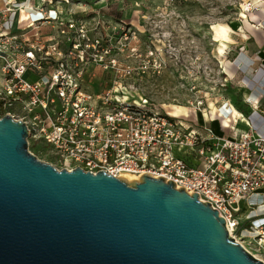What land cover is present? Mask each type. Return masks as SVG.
I'll return each instance as SVG.
<instances>
[{
    "label": "built area",
    "instance_id": "2783aa9c",
    "mask_svg": "<svg viewBox=\"0 0 264 264\" xmlns=\"http://www.w3.org/2000/svg\"><path fill=\"white\" fill-rule=\"evenodd\" d=\"M27 4V0H6L0 7V118L8 114L22 121L29 138L55 156L57 170L78 168L93 175L102 171L135 180L146 173L170 180L176 189L196 194L200 202L217 210L229 235L246 251L240 242L244 236L261 248L264 214L246 215L248 228L240 229L239 219L243 209L264 204V195H254L264 186V120L250 102H245L251 108L248 115L236 110L234 117L230 106L231 114L221 123L209 121L204 99L192 85L190 91L198 94L189 103L198 121L194 127L145 98L140 103H121L116 93L126 88L119 81L140 71L109 59V50L102 54L107 60L99 68L111 75L110 86L91 92L86 81L88 43H77L76 36L63 30L58 35L43 34L42 20H33L28 13L24 21L20 16L14 19L15 9L25 11ZM66 24L73 26L70 21ZM79 38H86L81 30ZM131 52L140 56L135 49ZM145 59V68L161 72L156 51L149 50Z\"/></svg>",
    "mask_w": 264,
    "mask_h": 264
},
{
    "label": "water",
    "instance_id": "95a60500",
    "mask_svg": "<svg viewBox=\"0 0 264 264\" xmlns=\"http://www.w3.org/2000/svg\"><path fill=\"white\" fill-rule=\"evenodd\" d=\"M28 138L0 118V264H264L172 181L57 170Z\"/></svg>",
    "mask_w": 264,
    "mask_h": 264
},
{
    "label": "rangeland",
    "instance_id": "374dc122",
    "mask_svg": "<svg viewBox=\"0 0 264 264\" xmlns=\"http://www.w3.org/2000/svg\"><path fill=\"white\" fill-rule=\"evenodd\" d=\"M5 1L0 0V7ZM27 2L24 12L33 20H42L39 21L42 22L39 29L41 33L58 35L59 30H63L69 35L76 36L77 43H88L86 81L89 91L97 93L110 86L111 75L99 68V65L107 60L102 54L109 50L111 52L109 59H115L119 65L139 68L140 71L119 81L120 86L126 88L117 91L119 102L135 104L145 98L162 112L170 114L171 110H181L184 116L177 115V119L184 125L194 127L198 121L196 122V115L189 103L198 96L190 91L191 86L195 85L204 99V110L208 117L206 119L209 121L217 119L218 123H221L225 116L231 114L232 104L223 92L224 89L227 93L231 92L235 87L231 81L237 83V80L230 81L223 77L220 71L226 74L228 72L226 69L222 70L221 66L225 64V57L229 55L227 50L233 45L235 23L252 10L256 0H27ZM247 4L249 8L246 7ZM39 11H42V15L38 13ZM14 12V19L19 18V10L15 9ZM53 18L57 20L52 22ZM58 19L60 23L57 22ZM49 21L51 24L48 25L46 22ZM66 21L72 22L73 26L69 27ZM217 24L224 27L223 32L217 30ZM80 30L86 37L84 40L79 38ZM125 35L127 37H124ZM220 42L225 45L222 47L221 57L216 53ZM65 48L67 46H62V49ZM132 49L140 56L135 57ZM149 50L159 54L161 62L159 74L152 73L149 66L147 68L144 66L145 55ZM239 80L241 81L240 78ZM213 110L216 111L215 114L212 113ZM218 114H221V117H217ZM27 141V150L36 159L59 169L57 159L47 148L31 138ZM261 203L254 204L249 211L247 208L243 209L239 218L243 225L240 229L248 228L250 225V221L245 220L246 215L254 218L264 214L262 209L256 207L264 206ZM240 242L252 255L264 261V242L260 244L261 248L250 236L242 237Z\"/></svg>",
    "mask_w": 264,
    "mask_h": 264
},
{
    "label": "crops",
    "instance_id": "0c3cea01",
    "mask_svg": "<svg viewBox=\"0 0 264 264\" xmlns=\"http://www.w3.org/2000/svg\"><path fill=\"white\" fill-rule=\"evenodd\" d=\"M247 5L246 7L249 8ZM234 26L236 33L233 45L227 50L229 55L225 57L226 62L221 66L228 74L224 71L220 72L227 80H237V83L231 81L235 86L234 89L229 93L224 89L223 95L231 104L245 110L248 109L245 105L248 100L252 110L259 114L262 121L264 120V0H256L252 10Z\"/></svg>",
    "mask_w": 264,
    "mask_h": 264
},
{
    "label": "bare ground",
    "instance_id": "6f19581e",
    "mask_svg": "<svg viewBox=\"0 0 264 264\" xmlns=\"http://www.w3.org/2000/svg\"><path fill=\"white\" fill-rule=\"evenodd\" d=\"M247 6H248V5H247ZM26 18H27V13L24 12L23 10H21V11H20V19L24 21ZM216 28H217V30H218L219 32H223V31H224V27L221 26V25H218V24H217V25H216ZM223 46H225V45H224L222 42H220V43L217 45L216 53H217L218 55H222V53H223V51H222V47H223ZM233 110H234V112L232 113V115L235 117L236 114H237V111H236V109H233ZM175 111H176V112H175ZM212 113L215 114L216 111L213 110ZM170 114H171L172 116H174V117H177V115L184 116V115H182V111H181V110H171V111H170ZM121 178H122V179H125L126 182L134 181V180L136 179V178H133V177L128 176V175H125V176L123 175ZM262 194H264V186H262V187H260L259 189H257L254 195H256V196H260V195H262ZM259 208H260V209H264V206H259Z\"/></svg>",
    "mask_w": 264,
    "mask_h": 264
},
{
    "label": "trees",
    "instance_id": "16d2710c",
    "mask_svg": "<svg viewBox=\"0 0 264 264\" xmlns=\"http://www.w3.org/2000/svg\"><path fill=\"white\" fill-rule=\"evenodd\" d=\"M232 105L234 106V108L237 110V111H239V112H241V113H243L244 115H248L250 112H251V108L245 103V105L247 106L246 108H248L247 110H245V109H243L242 107H240V106H237V105H235V104H233L232 103ZM248 225V224H247ZM243 225H241V227H242Z\"/></svg>",
    "mask_w": 264,
    "mask_h": 264
}]
</instances>
